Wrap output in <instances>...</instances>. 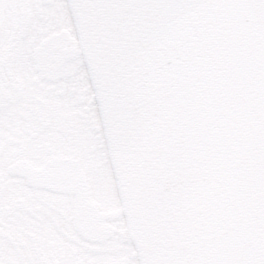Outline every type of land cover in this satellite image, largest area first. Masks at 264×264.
I'll return each instance as SVG.
<instances>
[{
  "label": "snow or ice",
  "instance_id": "1",
  "mask_svg": "<svg viewBox=\"0 0 264 264\" xmlns=\"http://www.w3.org/2000/svg\"><path fill=\"white\" fill-rule=\"evenodd\" d=\"M0 264H264V0H0Z\"/></svg>",
  "mask_w": 264,
  "mask_h": 264
}]
</instances>
